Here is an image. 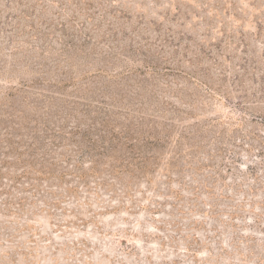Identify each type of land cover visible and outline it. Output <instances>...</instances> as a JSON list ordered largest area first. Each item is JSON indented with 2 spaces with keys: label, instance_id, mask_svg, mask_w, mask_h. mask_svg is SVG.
<instances>
[{
  "label": "rangeland",
  "instance_id": "rangeland-1",
  "mask_svg": "<svg viewBox=\"0 0 264 264\" xmlns=\"http://www.w3.org/2000/svg\"><path fill=\"white\" fill-rule=\"evenodd\" d=\"M0 121L77 165L0 194V264H264V0H0Z\"/></svg>",
  "mask_w": 264,
  "mask_h": 264
},
{
  "label": "trees",
  "instance_id": "trees-1",
  "mask_svg": "<svg viewBox=\"0 0 264 264\" xmlns=\"http://www.w3.org/2000/svg\"><path fill=\"white\" fill-rule=\"evenodd\" d=\"M12 115L16 116L14 113H12ZM5 124L3 121H0V128L2 129ZM15 126L16 125L13 124H11V126L7 125L6 132L4 133L5 135L0 130V194L12 196V187L28 182L29 185L26 188L30 187L28 191H33V195L36 196L39 194V189L36 191H34V189L38 188V183L42 184L46 180H53L57 177L65 178L75 173V168L77 165L71 166L73 168H70L69 166L72 160V153L66 156L65 153L60 152V154L65 158L59 160L56 156V151L58 150H53L54 148H52V144H55L57 149L61 145V148L59 149L65 150V139L69 138L66 137L68 132H64L63 130L52 132L53 134H50L51 136L49 135V137L53 142L47 143L44 138H40L41 133L47 134L45 133V130L39 129L37 126L34 127L32 130L33 136L30 138L26 137V133H23L20 127ZM121 133H123V137H125V140L127 143H129V145H127L129 147L127 148H131V151H135V148H137V151L140 152V154L144 153L143 150H140L142 148L138 147L136 144L138 139L134 137V134H132L130 130ZM74 134H78L79 136H73L71 138L73 143L70 144L75 146L76 149L87 151L88 153L90 149L95 147V143L91 141V139H87L88 136H84L86 133L82 134L77 130L74 131ZM100 135V146L101 148H105L107 152L99 154L100 156L98 155L96 161H100L102 159L101 155L110 153V151L115 149L117 150L120 145V142L117 141V139L119 140L120 138H117L114 133L109 138L108 135H105V133ZM180 135L177 136V142H182L184 140V136H181L180 138ZM163 138V136L156 138L149 132L146 136V140L150 146L149 150H153V147L161 145L160 142H162ZM115 141H117V143ZM85 146L86 149L84 148ZM154 156L156 155H151V157ZM83 157L84 154H81L75 159H78V162H81ZM128 157L131 159H136V157L140 158L141 155L134 156L130 152ZM63 162H67L68 164L65 165ZM87 173L88 172H84L83 177ZM80 175L81 174L79 173L78 176ZM7 180L8 182H13L10 188L7 187ZM21 191L22 192H20V194H22L25 189ZM17 197L18 198L15 200H4V203H6V208L9 211L14 210L13 207H21L26 205V195Z\"/></svg>",
  "mask_w": 264,
  "mask_h": 264
}]
</instances>
